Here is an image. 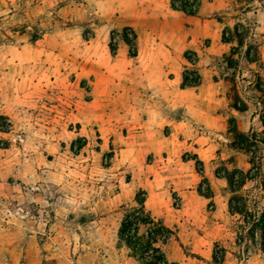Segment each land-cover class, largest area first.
<instances>
[{"label":"rangeland","instance_id":"rangeland-1","mask_svg":"<svg viewBox=\"0 0 264 264\" xmlns=\"http://www.w3.org/2000/svg\"><path fill=\"white\" fill-rule=\"evenodd\" d=\"M199 2L194 36L171 0H0V264H143L120 240L141 192L175 235L170 264H264L215 177L249 168L226 137L256 112L234 113L222 34L248 9L264 62V0ZM196 55L201 86L183 90Z\"/></svg>","mask_w":264,"mask_h":264},{"label":"trees","instance_id":"trees-1","mask_svg":"<svg viewBox=\"0 0 264 264\" xmlns=\"http://www.w3.org/2000/svg\"><path fill=\"white\" fill-rule=\"evenodd\" d=\"M173 9L182 11L189 16H195L200 9L199 0L193 3L191 0H173ZM242 14L234 28H226L222 35V43L231 47L230 53L223 57L219 67L221 77L233 85L234 94L232 108L238 113H246L249 105H254L256 112L253 121H256L248 132L239 130L237 120L232 116L229 120V131L226 140L228 149L234 154H243L248 158L251 169L244 172L234 168L218 170L219 179L227 181L225 193L230 195L228 200L231 216L241 218L243 224L240 233L239 246L243 244L246 252H249L248 244L257 246L261 242L264 252V79L261 75H254V80L248 85L243 78L245 64L257 66L264 71V62L261 55V46L257 40V27L246 17L249 10L242 8ZM32 42L36 43L43 36L29 34ZM132 39L128 36L123 42L129 47L130 56L137 57V34L132 31ZM186 59L192 65V70H186L183 74L182 89H195L201 86L202 78L197 70L198 56ZM203 178V170H200ZM208 194L202 187L199 194L206 199H212L213 193L208 180ZM253 188L248 190V184ZM244 194V196H243ZM147 194L141 192L137 195V206L125 212L124 221L120 229V240L132 252L135 259H141L143 264H170L163 248L175 241V235L164 222L155 218L146 208ZM86 219L82 217L80 222L86 225ZM215 262L217 259L215 258Z\"/></svg>","mask_w":264,"mask_h":264},{"label":"crops","instance_id":"crops-1","mask_svg":"<svg viewBox=\"0 0 264 264\" xmlns=\"http://www.w3.org/2000/svg\"><path fill=\"white\" fill-rule=\"evenodd\" d=\"M171 2H173V0H171ZM201 3V2H200ZM200 8H201V4H200ZM200 10V9H199ZM168 12H170V11H168ZM200 12V11H199ZM199 12H198V14H199ZM171 14L173 15V17H175L178 21H179V23H180V25H182L183 27H187L188 28V30H190V26H192V28H191V31L193 30V34H194V36H196V30H197V27H196V17H198V14L197 15H195V16H189V15H187V14H185L184 12H182V11H177V10H175V9H173V7H172V5H171ZM228 28H230V27H228ZM232 29V28H231ZM223 35V34H222ZM191 36H192V34L190 33V31L188 32V34H186L185 35V37L187 38V41H189V43L191 44V43H193L194 41V38L193 39H190L191 38ZM222 42V41H221ZM222 45H223V47H229V49L231 50V47L229 46V45H224L223 43H222ZM210 49V48H209ZM227 56V55H226ZM197 70H198V72L200 73V70L198 69V65H197ZM184 74V73H183ZM183 74H182V77H181V87H182V83H183ZM201 75V74H200ZM188 89V88H187ZM196 89V88H195ZM183 90H186V89H183ZM189 90H192V89H189ZM234 110V109H233ZM250 112H251V110L249 109L248 110V112H246V113H243V114H241V113H238V112H236L235 110H234V113H236L237 115H248V114H250ZM234 114H232V116H233ZM253 115L254 114H251V119H250V124H249V126H246V125H242V124H240L238 121H237V124H238V127H239V130L241 131V132H248L250 129H251V127H253V125L255 124V122L256 121H253ZM236 117L237 116H234V118L236 119ZM254 126H256V125H254ZM228 131H229V124H228ZM228 131H227V133H228ZM247 166H249V168H245V169H241L242 171H244V172H248L250 169H251V166L247 163ZM215 177H216V179L218 180V181H220V182H225V184H226V187H227V181L226 180H224V179H219L218 177H217V175H216V173H215ZM203 180H207V178H205V176L203 175V178H202ZM208 182H209V180H208ZM251 185V186H250ZM248 186H250L251 188H253V184H248L247 185V189H249L248 188ZM200 195V194H199ZM201 196V195H200ZM213 196H214V193H213ZM202 197V196H201ZM203 198H205V197H203ZM206 199V198H205ZM225 199H227L226 197H225ZM207 201H213L214 200V197L212 198V199H206ZM227 201V207H228V211H229V205H228V199L226 200ZM230 214V213H229ZM231 216V215H230ZM232 217V216H231ZM166 226V225H165ZM167 227V226H166ZM170 229V228H169ZM240 248V247H239ZM167 257V256H166ZM167 260H168V258H167ZM169 261V260H168ZM169 263H170V261H169Z\"/></svg>","mask_w":264,"mask_h":264}]
</instances>
